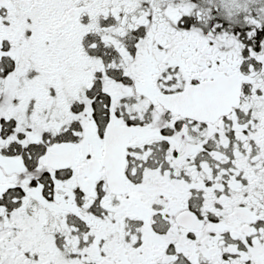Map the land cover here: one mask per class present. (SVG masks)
Here are the masks:
<instances>
[{
  "label": "snow or ice",
  "instance_id": "6c2138e0",
  "mask_svg": "<svg viewBox=\"0 0 264 264\" xmlns=\"http://www.w3.org/2000/svg\"><path fill=\"white\" fill-rule=\"evenodd\" d=\"M0 264H264V0H0Z\"/></svg>",
  "mask_w": 264,
  "mask_h": 264
}]
</instances>
